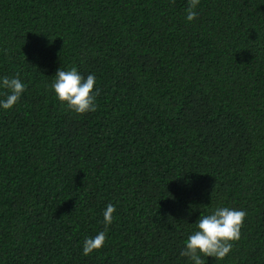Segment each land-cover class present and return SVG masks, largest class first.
Here are the masks:
<instances>
[{
	"label": "trees",
	"instance_id": "trees-1",
	"mask_svg": "<svg viewBox=\"0 0 264 264\" xmlns=\"http://www.w3.org/2000/svg\"><path fill=\"white\" fill-rule=\"evenodd\" d=\"M187 7L0 0V77L26 86L0 108V264H191L183 242L216 207L247 216L206 264H264V0ZM72 67L95 76V112L49 89Z\"/></svg>",
	"mask_w": 264,
	"mask_h": 264
},
{
	"label": "clouds",
	"instance_id": "clouds-1",
	"mask_svg": "<svg viewBox=\"0 0 264 264\" xmlns=\"http://www.w3.org/2000/svg\"><path fill=\"white\" fill-rule=\"evenodd\" d=\"M174 2V0H173ZM186 20L191 22L197 18V5L200 0H187ZM55 79L48 85L57 100L66 105L67 110L76 114L95 112V98L99 89L93 91L96 84L94 75L81 76L75 67L69 70L57 69ZM25 84L19 74L15 77H0V89H4L5 99L0 100V108L11 109L25 91ZM115 205L108 204L103 212L104 230L83 242V255L87 256L104 246L108 226L112 223ZM247 213L228 207H216L210 214L199 216L195 230L187 236L180 251L191 264H206V257L223 260L233 248V242L240 239L241 229Z\"/></svg>",
	"mask_w": 264,
	"mask_h": 264
}]
</instances>
